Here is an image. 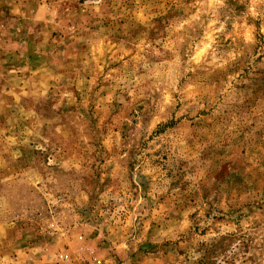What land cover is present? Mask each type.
Returning a JSON list of instances; mask_svg holds the SVG:
<instances>
[{"label": "rangeland", "instance_id": "obj_1", "mask_svg": "<svg viewBox=\"0 0 264 264\" xmlns=\"http://www.w3.org/2000/svg\"><path fill=\"white\" fill-rule=\"evenodd\" d=\"M0 264H264V0H0Z\"/></svg>", "mask_w": 264, "mask_h": 264}]
</instances>
